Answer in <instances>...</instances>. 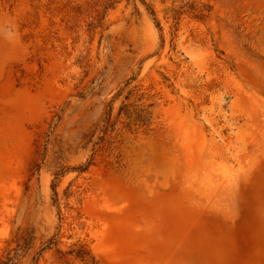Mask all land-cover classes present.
<instances>
[{"label": "rangeland", "instance_id": "obj_1", "mask_svg": "<svg viewBox=\"0 0 264 264\" xmlns=\"http://www.w3.org/2000/svg\"><path fill=\"white\" fill-rule=\"evenodd\" d=\"M0 264H264V0H0Z\"/></svg>", "mask_w": 264, "mask_h": 264}]
</instances>
